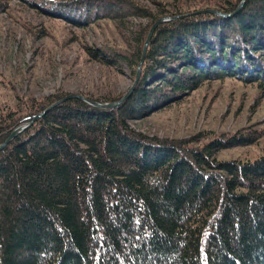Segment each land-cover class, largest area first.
Instances as JSON below:
<instances>
[{"label": "trees", "instance_id": "trees-1", "mask_svg": "<svg viewBox=\"0 0 264 264\" xmlns=\"http://www.w3.org/2000/svg\"><path fill=\"white\" fill-rule=\"evenodd\" d=\"M149 1L29 0L78 28L146 19L126 48H88L134 78L143 63L114 107L64 94L0 108V145L45 111L0 149V264H264V154L218 156L263 131L169 138L133 126L205 82L264 89V0Z\"/></svg>", "mask_w": 264, "mask_h": 264}, {"label": "rangeland", "instance_id": "rangeland-1", "mask_svg": "<svg viewBox=\"0 0 264 264\" xmlns=\"http://www.w3.org/2000/svg\"><path fill=\"white\" fill-rule=\"evenodd\" d=\"M138 1L150 5L149 0ZM0 3L8 4L0 12V108L17 109L22 99L49 95L115 97L134 83L130 67L121 71L108 67L93 59L88 48H126L146 19H127V25L104 20L78 28L48 17L29 0ZM133 126L148 135L169 138L263 131L255 144L225 149L218 155L253 159L264 154V89L236 78L205 82Z\"/></svg>", "mask_w": 264, "mask_h": 264}, {"label": "water", "instance_id": "water-1", "mask_svg": "<svg viewBox=\"0 0 264 264\" xmlns=\"http://www.w3.org/2000/svg\"><path fill=\"white\" fill-rule=\"evenodd\" d=\"M245 2V0H243L242 4L240 5V7L243 5V3ZM239 8V7H238ZM170 17H166V18H160L156 23H154L153 27L151 28V31L147 37V41H146V45H145V48L144 49V53H143V58L142 60H144V57H145V53H146V48L148 46V42L151 38V35L153 34L154 30L156 29V27L161 24V22H164L166 20H169ZM142 63L143 61L140 62L139 64V67L137 69V73H136V77H135V80H134V83L132 84V86L129 88V90L123 95V97L119 100V101H116V102H105V103H101V102H98V101H91V100H87L83 95L81 94H69L67 95L65 98H63L62 100H66L68 98H72V97H79L81 99H84L88 102H90L91 104L93 105H96V106H102V107H114L118 104H120L122 101H124L126 98H128L130 96V94L133 92L135 86L137 85L139 79H140V76H141V66H142ZM61 101V100H60ZM59 101V102H60ZM45 112V111H44ZM44 112L42 113H39L37 114L34 119L28 123H25L19 127H17L13 132L12 134L10 135V137L3 143L0 145V149L4 148L18 133H20L21 131H23L24 129H26L28 126H30V124L37 118H39L40 116H42L44 114Z\"/></svg>", "mask_w": 264, "mask_h": 264}]
</instances>
